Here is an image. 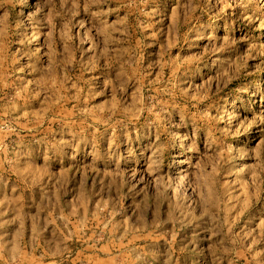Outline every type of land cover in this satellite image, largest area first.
<instances>
[{"label":"rangeland","instance_id":"374dc122","mask_svg":"<svg viewBox=\"0 0 264 264\" xmlns=\"http://www.w3.org/2000/svg\"><path fill=\"white\" fill-rule=\"evenodd\" d=\"M0 264H264V0H0Z\"/></svg>","mask_w":264,"mask_h":264}]
</instances>
